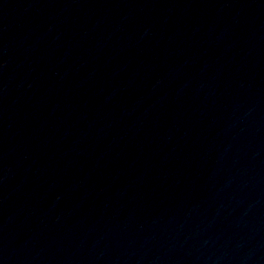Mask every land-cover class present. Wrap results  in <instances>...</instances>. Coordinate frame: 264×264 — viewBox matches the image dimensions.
<instances>
[{"label":"water","instance_id":"1","mask_svg":"<svg viewBox=\"0 0 264 264\" xmlns=\"http://www.w3.org/2000/svg\"><path fill=\"white\" fill-rule=\"evenodd\" d=\"M0 264H264V231L116 171L0 148Z\"/></svg>","mask_w":264,"mask_h":264}]
</instances>
